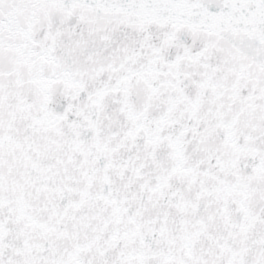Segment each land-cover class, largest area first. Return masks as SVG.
<instances>
[{
	"label": "snow or ice",
	"instance_id": "obj_1",
	"mask_svg": "<svg viewBox=\"0 0 264 264\" xmlns=\"http://www.w3.org/2000/svg\"><path fill=\"white\" fill-rule=\"evenodd\" d=\"M0 264H264V0H0Z\"/></svg>",
	"mask_w": 264,
	"mask_h": 264
}]
</instances>
